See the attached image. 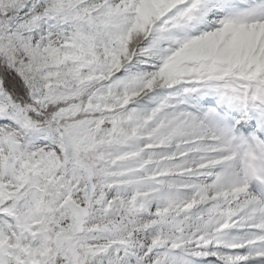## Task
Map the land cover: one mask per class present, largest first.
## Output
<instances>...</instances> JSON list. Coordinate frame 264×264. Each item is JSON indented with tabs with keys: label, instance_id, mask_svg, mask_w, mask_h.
I'll return each instance as SVG.
<instances>
[{
	"label": "snow or ice",
	"instance_id": "obj_1",
	"mask_svg": "<svg viewBox=\"0 0 264 264\" xmlns=\"http://www.w3.org/2000/svg\"><path fill=\"white\" fill-rule=\"evenodd\" d=\"M0 264H264V0H0Z\"/></svg>",
	"mask_w": 264,
	"mask_h": 264
}]
</instances>
